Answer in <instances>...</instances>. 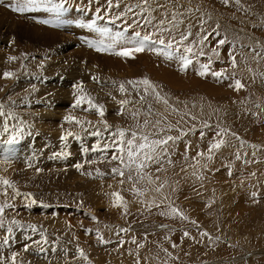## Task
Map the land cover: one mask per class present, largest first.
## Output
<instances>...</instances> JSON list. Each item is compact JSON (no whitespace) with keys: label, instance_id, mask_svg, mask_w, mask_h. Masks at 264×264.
I'll list each match as a JSON object with an SVG mask.
<instances>
[{"label":"rangeland","instance_id":"rangeland-1","mask_svg":"<svg viewBox=\"0 0 264 264\" xmlns=\"http://www.w3.org/2000/svg\"><path fill=\"white\" fill-rule=\"evenodd\" d=\"M144 35L151 40L134 58L114 54ZM181 55L192 60L187 69ZM144 78L167 105L129 83ZM81 83L104 117L73 106ZM0 111V178L14 185L0 184V205H11L0 217L4 264L13 253L16 264H264V0H0ZM119 129L126 138L135 130L178 139L146 161L143 180L133 171L129 181L112 159ZM219 139L224 145L209 153ZM113 192L127 211L113 206ZM12 220L21 226L9 236Z\"/></svg>","mask_w":264,"mask_h":264},{"label":"snow or ice","instance_id":"snow-or-ice-1","mask_svg":"<svg viewBox=\"0 0 264 264\" xmlns=\"http://www.w3.org/2000/svg\"><path fill=\"white\" fill-rule=\"evenodd\" d=\"M27 2H28V4L34 5L37 3V0H27ZM143 2L145 5H147L148 0H143ZM228 2H229V0H224L225 4H227ZM108 3H109V7H111L112 0H108ZM236 3L239 4L240 0H236ZM116 6L119 7V4H117ZM12 10L16 11V12L23 13L25 11H31L32 9L27 8V7H16V8H13ZM145 10L148 11V9H145ZM128 11H131V8H129ZM172 21H176L175 14L172 16ZM39 22L40 23H49L48 21H39ZM148 23H151V20H148ZM170 23H171V21H170ZM160 24L163 25L164 20H161ZM172 26L175 27V24L173 23ZM163 30H165V29L162 28L161 31H163ZM189 35H191L190 32L188 34L182 33L181 39L178 43H182L183 41L187 40ZM136 36L140 37V33H136ZM204 39H206V37ZM150 40H151L150 35H144L138 41H135L133 43L132 47H130V48L125 47V48L121 49L120 51L115 52L114 54L117 56H121V57L134 58V53L143 52L145 50V48H144L145 43L150 41ZM203 42L204 41L202 39L200 41V43L203 44ZM158 43L161 45H164L165 40L159 39ZM224 43H225V40H223V39L219 41L220 45H223ZM89 47H95L96 51H98V52L107 50V46H94V45L90 44ZM166 47L168 49L173 48L172 40L168 41ZM176 51H179V48H177ZM184 51L186 53H192L193 48H192V46H187V47H185ZM164 54L167 56H171L172 53L166 52ZM199 54L204 55L203 49L200 50ZM214 54L216 56H219V53L216 52L215 50H214ZM9 59L15 60L16 57H9ZM180 59L182 60V70L187 69L188 66L192 63V60L188 56L181 55ZM232 65H233V67L236 66L235 57L232 58ZM201 69L202 70L199 72V75L204 76V75L208 74V72L210 71L209 64L205 63V64L201 65ZM211 74H212V76L218 77V78H223L225 75L224 72H220V71H212ZM3 75H4V78H11L14 74L12 72H5ZM93 79L95 80L96 77H93ZM129 83L133 84V85L142 84L144 86V92L145 93H148L149 90H151V92L155 94L157 100H163V103L167 105V103H168L167 99L160 96V93L158 91H156V86L149 79L144 78V79L139 80V81H129ZM75 87H76L75 103L73 106L79 108V107L87 104L88 108L86 110L95 109L100 117H104L105 111H104L103 105H99V104H96L93 102V98L90 97L84 91L83 84L82 83L77 84ZM235 87L237 90H239L240 88L243 87V84L241 83L240 80L235 81ZM120 91L121 92L127 91L124 84L120 85ZM141 99H143V97H141ZM125 103H127V101H120L121 105H123ZM4 115H5V113L3 111H0V116H4ZM65 120L68 123H74V124L83 126L82 121L77 119L75 116L68 115L65 117ZM102 122L104 123L105 128L109 127V125L107 124V121H102ZM88 123H91V122H88ZM159 123H160L159 121L156 122V124H159ZM148 124H149V121L145 120L144 125L147 126ZM137 127H139V125ZM169 127H171V126H169ZM222 131H224V130H222ZM91 134L97 135V136L100 135V133L98 131L93 132ZM73 135H74V133L68 132L64 137H62V139L66 140L68 138V136H73ZM114 135H118V137H119V147H118V153L119 154L113 156L112 159L118 160L120 162V164L124 166V168H127L129 170V174L127 176V179L129 181L134 180V177L132 175V172L134 171L136 173V181L135 182H138L139 180H143L145 178V176L142 175V172L146 166V161L153 160L156 157H158L160 152L167 150L166 146L168 145L169 141H174V140L178 139V137H173L171 135H168L164 138L153 139V138H150V134H145L143 132L138 133L135 130L131 131L130 138H126V130H124V129H119L118 132ZM201 135H203V134H201ZM224 143H225V141L223 139H219L215 143H212L208 149L209 153H211L213 150L220 149L221 146L224 145ZM158 149L160 150L159 152H158ZM200 155H203V153H200ZM209 158H211V157L209 156ZM76 167L79 169L82 167V165L78 164V165H76ZM112 171L121 177H124V175H125L124 171L119 167L113 168ZM135 182L133 183V189L137 192L138 195L143 196L144 193L135 188ZM152 182L153 181L149 178V183H152ZM120 183L123 184L124 180H121ZM0 184L6 186V189L7 188H14V185L12 184V182L6 178H0ZM160 187H163V185H161ZM160 187H157L155 190L157 192H159ZM15 194L20 195L18 190H16ZM255 195H256V193H253V196H255ZM112 196L114 197L113 206H115V207L123 206L125 211H127V204L124 201V197L119 192H113ZM32 202L34 203L35 201H32ZM6 207H11V205H8V204L0 205V217H3L4 210ZM171 212L173 214L180 215L183 219H187V217L184 216L183 213L180 212L179 209L172 208ZM193 223H195V222H193ZM11 225L21 226L20 221L12 220L10 225L7 227V232L9 234V236L13 232V228ZM4 227H5L4 220L0 219V228H4ZM29 227L32 228V231H36V228L34 225H29ZM184 235L187 236L188 233L185 232ZM204 235H207V233H204ZM41 236L43 238V243H47V238L44 237L43 233H41ZM100 239L103 242V238L100 237ZM3 243L4 244L9 243L8 236H6L4 238ZM36 243L39 244L40 242L37 241ZM133 243H135V241H133ZM140 246L143 247V245H140ZM29 247H30L29 245H25L24 251H28ZM173 247H175V245H173ZM40 251H43V249L41 248ZM77 251L79 252V256L81 258H83L86 261L88 260V257L86 256V254L82 248H78ZM18 255H19L18 253L12 254L11 264H16ZM0 264H4V259L2 257H0ZM88 264H91V262L89 261Z\"/></svg>","mask_w":264,"mask_h":264},{"label":"bare ground","instance_id":"bare-ground-1","mask_svg":"<svg viewBox=\"0 0 264 264\" xmlns=\"http://www.w3.org/2000/svg\"><path fill=\"white\" fill-rule=\"evenodd\" d=\"M83 15V14H82ZM75 17V16H74ZM85 23V22H84ZM77 24V23H76Z\"/></svg>","mask_w":264,"mask_h":264}]
</instances>
